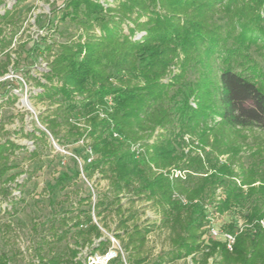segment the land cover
<instances>
[{
  "label": "trees",
  "instance_id": "trees-1",
  "mask_svg": "<svg viewBox=\"0 0 264 264\" xmlns=\"http://www.w3.org/2000/svg\"><path fill=\"white\" fill-rule=\"evenodd\" d=\"M4 1L0 49L11 44L15 34L5 41L4 32L25 0L9 7ZM60 6L75 33L44 44L34 98L46 104L39 120L52 138L86 145L94 157L85 165L88 178L107 180L124 253L107 264H143L156 227L167 230L170 249L153 264L188 257L192 264H264V0H62ZM6 57L0 77L8 72ZM16 149L9 140L0 143V180L14 168L9 154ZM123 199L147 203L159 223L139 224L132 210L125 216ZM230 213L232 221L221 224ZM208 218L227 232L241 223L231 251L209 237ZM86 222L77 246L103 255L109 240L90 215ZM78 252L45 264H87ZM0 264H11L1 248Z\"/></svg>",
  "mask_w": 264,
  "mask_h": 264
},
{
  "label": "rangeland",
  "instance_id": "rangeland-1",
  "mask_svg": "<svg viewBox=\"0 0 264 264\" xmlns=\"http://www.w3.org/2000/svg\"><path fill=\"white\" fill-rule=\"evenodd\" d=\"M15 1L4 2L9 7ZM61 3L62 0L21 1L14 24L5 29V41L15 35L9 46L0 49V66L7 54L10 56L8 72L0 77V143L9 140L19 146L9 154L14 168L0 180V248L11 264H45L56 255L69 257L71 249H78L77 258L91 264L97 255L90 254L87 246H77L82 237L78 231L88 228V215L101 230L102 239L109 240L108 250L124 257L114 236L119 217L112 206L115 203L110 205L107 180L97 173L87 176L85 165L94 158L88 147L63 138L58 142L39 120L46 104L34 98L40 90L34 79L45 69L41 62L44 44L63 42L75 33V27L61 18ZM37 129L44 131L47 138H40ZM10 175H16L14 182H4ZM8 187L14 190L4 195L3 189ZM121 204L125 216L130 210L136 213L139 224L159 223V215L147 203H127L123 199ZM232 216L224 215L220 223L226 225ZM58 235L63 236L61 241ZM169 249L167 230L154 228L147 236L143 264H153ZM164 264H192V260L188 257Z\"/></svg>",
  "mask_w": 264,
  "mask_h": 264
},
{
  "label": "built area",
  "instance_id": "built-area-1",
  "mask_svg": "<svg viewBox=\"0 0 264 264\" xmlns=\"http://www.w3.org/2000/svg\"><path fill=\"white\" fill-rule=\"evenodd\" d=\"M90 161L91 160H89V162ZM208 219L210 222L206 228H207L209 237L214 240L222 241L225 244L226 249L231 251L232 246L235 241L236 233L242 230L241 223L240 222L238 223V229H236V231L227 232V231H223L219 229L218 227H216L212 218H208ZM259 223L264 228V218L261 219ZM115 257H116V252L108 250L103 255H97L94 259H92L91 264H107L110 260L114 259Z\"/></svg>",
  "mask_w": 264,
  "mask_h": 264
}]
</instances>
